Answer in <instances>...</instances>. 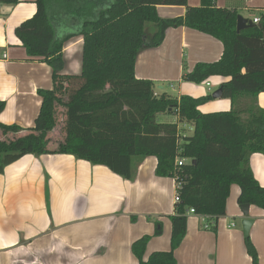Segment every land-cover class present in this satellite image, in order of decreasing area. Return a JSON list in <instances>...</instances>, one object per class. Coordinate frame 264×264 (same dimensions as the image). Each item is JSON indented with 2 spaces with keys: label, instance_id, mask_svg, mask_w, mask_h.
<instances>
[{
  "label": "trees",
  "instance_id": "16d2710c",
  "mask_svg": "<svg viewBox=\"0 0 264 264\" xmlns=\"http://www.w3.org/2000/svg\"><path fill=\"white\" fill-rule=\"evenodd\" d=\"M216 1L190 6L187 0H34L35 13L15 28V35L29 58L51 66L52 88L38 89L41 106L32 127L0 122V173L26 154H70L133 180L139 160L156 157L155 174L178 184L170 216L171 246L143 259L150 236L140 237L131 245L139 264H177L174 250L185 236L189 210L207 217L208 227L215 228L225 215L232 184L239 187L240 205L264 210V187L249 165L251 154H264V109L257 102L264 92V12L258 24L251 20L253 25L237 32L244 0H230L227 7ZM158 5L184 6L185 13L161 18ZM178 26L222 43L217 61L196 63L182 80L227 78L220 86L221 97L230 100L229 110L201 112L199 106L212 95L172 97L156 93L153 80L135 76L142 49L158 46L166 29ZM74 36L82 38L81 70L64 74L63 45ZM4 105L0 100V112ZM58 108L63 109L64 135L49 146ZM165 115L177 120L161 119ZM180 122L190 124L192 132L182 134ZM177 158L184 160L181 165ZM156 225L154 234L159 235L160 221ZM244 241L257 264L248 234Z\"/></svg>",
  "mask_w": 264,
  "mask_h": 264
},
{
  "label": "crops",
  "instance_id": "0c3cea01",
  "mask_svg": "<svg viewBox=\"0 0 264 264\" xmlns=\"http://www.w3.org/2000/svg\"><path fill=\"white\" fill-rule=\"evenodd\" d=\"M187 2L200 4V0ZM229 3L216 1L219 7ZM263 6L264 0H244L238 12L252 20L264 12ZM35 10L34 0L0 3V100L5 102L0 122L23 128L32 127L39 113L38 89L52 88L51 66L29 58L15 35V28ZM156 10L161 18L185 13L184 6L175 5H158ZM79 51L82 55L81 36L64 43L61 73H80L81 59L80 66L68 67L67 62L68 55ZM222 51V43L210 35L186 26L170 27L158 46L139 53L135 76L153 80L156 93L198 97L199 91L183 81L182 74L198 62L217 61ZM210 78L218 87L227 80ZM165 86L176 87L178 94L172 95ZM257 102L264 109V92ZM219 103L222 111L230 109V100ZM184 123H178V128L190 134L192 126ZM156 164L154 156L140 159L133 180L70 154H26L6 165L0 173V264H139L131 245L144 235L150 239L143 259L154 251L170 250L177 185L172 177L157 176ZM249 165L264 187V154H251ZM238 195V185L232 184L225 215L217 219L215 228L204 227L207 217L188 212L185 236L174 250L177 264H253L241 224L245 217L253 221L248 235L257 264H264V210L249 205L244 215ZM157 221L162 229L159 235L154 234Z\"/></svg>",
  "mask_w": 264,
  "mask_h": 264
},
{
  "label": "rangeland",
  "instance_id": "374dc122",
  "mask_svg": "<svg viewBox=\"0 0 264 264\" xmlns=\"http://www.w3.org/2000/svg\"><path fill=\"white\" fill-rule=\"evenodd\" d=\"M243 12V11H242ZM75 30V29H74ZM75 37V36H74ZM68 59V67L70 66H75L76 63H78V66H80V59H81V51L77 52V54L75 55H68L67 56ZM77 66V65H76ZM206 81H208L210 83V86H206L205 83ZM203 81L201 83H194L191 82V84L193 86H195L196 91H199L200 93L203 94H198L199 95H212V93L217 89L218 87V83L215 81V79L213 78H209L208 80ZM188 82V81H187ZM166 91H168L169 93H171L172 95H177L178 93L176 92L177 88H171L169 86H165ZM224 100L228 101V98H224V97H218V98H212L209 101H207L206 103L200 105V110L202 112H213V111H222L223 109L220 108V103L219 102H223ZM173 116H163L161 117V119L163 120H168V121H172ZM64 115H63V109L62 108H58V112H57V123L55 128L48 133V137L50 139V143L49 146H55L57 141L61 140L63 138L64 135ZM1 137V135H0Z\"/></svg>",
  "mask_w": 264,
  "mask_h": 264
},
{
  "label": "water",
  "instance_id": "95a60500",
  "mask_svg": "<svg viewBox=\"0 0 264 264\" xmlns=\"http://www.w3.org/2000/svg\"><path fill=\"white\" fill-rule=\"evenodd\" d=\"M251 25H253V22L250 19L244 18L243 16L238 14L237 23H236L237 32L240 31L241 29L246 28V27L251 26ZM221 93H222V87L220 86L212 93V97L213 98L221 97ZM248 207H249V204L240 205V210L242 211V213L244 215H247ZM252 222H253L252 219L247 218V217H245L241 220L243 232L245 235L248 234V231H249V228H250Z\"/></svg>",
  "mask_w": 264,
  "mask_h": 264
},
{
  "label": "built area",
  "instance_id": "2783aa9c",
  "mask_svg": "<svg viewBox=\"0 0 264 264\" xmlns=\"http://www.w3.org/2000/svg\"><path fill=\"white\" fill-rule=\"evenodd\" d=\"M252 21L255 23V24H258L259 22H260V16H256V17H254L253 19H252ZM207 85H209V83H207ZM185 124V123H184ZM183 159H181V158H177L176 159V164L177 165H181L182 163H183ZM177 186H178V184H176ZM174 200L175 201H178V194H177V191L175 192V197H174ZM189 212L190 213H194V209H190L189 210ZM231 226H234V224L233 223H231ZM204 227L205 228H208V224L207 223H205V225H204Z\"/></svg>",
  "mask_w": 264,
  "mask_h": 264
}]
</instances>
